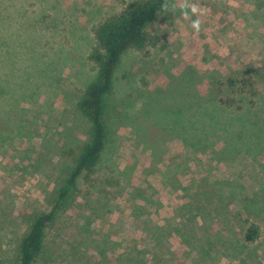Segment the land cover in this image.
<instances>
[{
  "label": "rangeland",
  "instance_id": "374dc122",
  "mask_svg": "<svg viewBox=\"0 0 264 264\" xmlns=\"http://www.w3.org/2000/svg\"><path fill=\"white\" fill-rule=\"evenodd\" d=\"M129 1L0 0V264L16 261L28 217L54 201L89 140L77 103L98 72L93 29ZM171 2L173 18L146 27L158 37L148 54L122 55L100 161L36 264H264V0ZM183 3L198 14L185 19ZM203 103L248 119L247 146L234 123L228 147L225 133L186 134L187 109Z\"/></svg>",
  "mask_w": 264,
  "mask_h": 264
},
{
  "label": "trees",
  "instance_id": "16d2710c",
  "mask_svg": "<svg viewBox=\"0 0 264 264\" xmlns=\"http://www.w3.org/2000/svg\"><path fill=\"white\" fill-rule=\"evenodd\" d=\"M171 1L130 0L94 27L96 44L90 58L98 66V72L95 80L87 85L77 103L78 109L90 122L89 140L80 146L77 152L71 153L73 168L61 182L54 201L50 202L44 211L28 217V226L18 241V256L13 264L37 263L45 249L46 230L68 201L77 186L78 179L90 182V177L95 173V168L106 145L104 97L112 89L114 72L126 51L136 50L147 55L149 48L157 44L158 37L149 34L146 27L153 21H168L173 18V13H165L161 7L164 3L172 6ZM249 78H243L240 81L243 88L251 84ZM230 81L232 82L233 79ZM186 112L183 110L179 113V115L184 113L186 117L181 129L186 134L193 131L195 137L200 135L198 138L200 143L210 142V137H215L220 132L225 133L226 137L229 136L224 141L225 146H231L233 139L230 136H233L232 123H234V135L238 139L235 140L240 143V146H247L248 143L244 139L249 133L245 130L248 119L242 114L228 119L206 103L195 108H188ZM257 234V226H251L245 234V240L252 241Z\"/></svg>",
  "mask_w": 264,
  "mask_h": 264
},
{
  "label": "clouds",
  "instance_id": "9594fccd",
  "mask_svg": "<svg viewBox=\"0 0 264 264\" xmlns=\"http://www.w3.org/2000/svg\"><path fill=\"white\" fill-rule=\"evenodd\" d=\"M161 7L165 13L171 12L174 14L177 11L174 5L170 6L168 3L162 4ZM198 12H199L198 7L195 4L189 5L187 3H183L179 7V13L185 19H191V17L197 15ZM200 24L201 21L199 19L191 20V28L197 33L200 31Z\"/></svg>",
  "mask_w": 264,
  "mask_h": 264
}]
</instances>
